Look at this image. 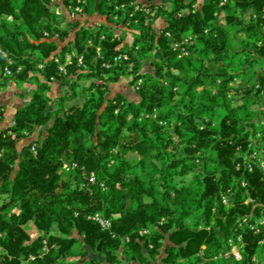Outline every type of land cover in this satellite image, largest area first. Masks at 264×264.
Instances as JSON below:
<instances>
[{"label":"trees","instance_id":"obj_1","mask_svg":"<svg viewBox=\"0 0 264 264\" xmlns=\"http://www.w3.org/2000/svg\"><path fill=\"white\" fill-rule=\"evenodd\" d=\"M61 6L85 22L63 25ZM94 15L105 21L89 24ZM6 67L0 89L35 88L0 131V264H127L128 253L133 264H197L203 247L208 264H264L260 236L244 230L241 261L213 260L264 210V175L248 158L264 161V0H0L1 77ZM126 78L137 101L111 95ZM55 81L70 94L51 98Z\"/></svg>","mask_w":264,"mask_h":264},{"label":"built area","instance_id":"obj_2","mask_svg":"<svg viewBox=\"0 0 264 264\" xmlns=\"http://www.w3.org/2000/svg\"><path fill=\"white\" fill-rule=\"evenodd\" d=\"M225 2H223L222 4H224ZM77 10L80 11L79 8H77ZM177 47H178V45H177ZM3 54L6 56L5 53H3ZM121 59L127 60L128 56L127 55H120L118 58H116V61L121 60ZM56 61L59 63L58 59ZM9 64H12L11 60H9ZM82 65H84V61L82 58H79V66H82ZM58 68H59L60 73H62V74L67 73L66 64L59 63ZM19 70H20V68H19ZM4 71H5V75H11L12 74L9 67H6ZM32 150H33V152H36V145L33 146ZM248 158H250L252 160H256L257 167L259 168V170L264 175V161L261 158V154L258 151H254L253 153L248 155ZM249 169H250V171H253V167L251 165H249ZM89 181L91 183H95L96 182L95 176L92 175L90 177ZM242 186L245 187L246 183L242 182ZM234 197H235V192L232 189H228L226 192H223L221 194V201H222V204L225 206V208H230L233 206ZM249 201H252V200L251 199L248 200L247 203ZM88 219L99 224L102 227V229H104V230H110L112 227L111 220L105 219L100 214L91 215L88 217ZM243 230L252 232L256 236H260V245L264 246V210L258 216L254 215L253 217H245L239 222L238 231H237L238 233L234 237L229 239L227 249L225 251H223L220 254L215 255L213 257L214 261H224V260L241 261L242 260V258H243L242 251H243V247H244V239H243V233H242ZM148 233H149L148 230H143V231H141L140 234L144 235V234H148ZM127 241H129V239H127ZM203 250H205V247H203ZM203 250L199 254L201 261L197 264H208L207 259L204 256ZM49 252H50V246L48 245V243L46 241H44L43 250L40 253L39 258L46 256ZM37 258L38 257L31 255L29 257V259H27V263L28 262H34L37 260ZM251 264H261V260L259 259V257L254 256Z\"/></svg>","mask_w":264,"mask_h":264},{"label":"rangeland","instance_id":"obj_3","mask_svg":"<svg viewBox=\"0 0 264 264\" xmlns=\"http://www.w3.org/2000/svg\"><path fill=\"white\" fill-rule=\"evenodd\" d=\"M80 10H81V8H79ZM81 11H78L77 9L75 10V9H73V10H70L69 8L67 9V8H65V7H63V6H61L60 8H59V10H58V14H59V16L61 17V18H63L64 19V23H63V25H66V22H75V21H78V20H81L82 22H85V20H84V18H82L81 17V15L79 14ZM104 22L105 21V18L104 17H102V16H98V15H94V16H92V17H90L89 19H88V22H89V24H92V23H94V22ZM164 25V22H163V20H159V21H157L156 22V27L157 28H161L162 26ZM109 26H111V27H113V28H118L117 30H118V32H121V26L120 25H118V27H116V25H113V24H109ZM94 31H97L96 29H94ZM129 38H131V35H129L128 36ZM243 40V36H240L239 37V39L238 40H235V46L237 47V46H239V42H241ZM238 52H240V50L238 51ZM237 55L238 56H241V53H237ZM71 62V58L69 57L68 58V61H67V63H70ZM40 68H43V66L42 65H40ZM144 71L145 72H153V68L150 66V64H148V63H146L145 64V67H144ZM64 74V73H63ZM9 76H11V75H5V71H4V74H3V76L1 77V73H0V78H1V82L4 80V78L5 77H9ZM16 84V83H15ZM90 84H91V81H87V82H84L82 85L86 88V87H88V86H90ZM17 85V84H16ZM118 87H117V89L115 90V92L116 91H119V92H123V93H125V94H127L128 92H129V90L131 91V93H129L128 95H126L127 97V99H129V100H131V101H137L138 100V97H137V95H136V93H135V91H134V89L133 88H130V84H129V80L126 78V79H124V80H122L120 83H118V84H116ZM33 87H35L34 85H32ZM64 86V85H63ZM66 87V86H65ZM55 87H52V90L50 91V93H49V95L50 96H52V98H54V99H56L57 97H59V95H61V94H59V92H57V89H54ZM67 88V90H68V94H70V91H69V88L68 87H66ZM29 90V87H27V91ZM80 90H82V89H80ZM55 91V92H54ZM128 91V92H127ZM63 93H64V91H63ZM58 95V96H57ZM63 95V94H62ZM83 99H84V94L83 93H80L79 94V96H78V98H77V100L76 101H74V102H70V104H73V103H75V102H79V103H81L82 101H83ZM52 110H54L55 109V106H51L50 107ZM50 124H52V121H51V123ZM45 128L46 127H43L42 128V130L43 131H41V132H36L35 133V138L36 139H39V136H40V134L42 133V132H44L45 131ZM35 139H33V140H31V141H34ZM30 141V142H31ZM131 141V138H129V139H127L126 140V142H130ZM26 144H29V142H27V143H20V147H19V149H22V147L24 146V145H26ZM36 144H34L33 146H35ZM33 146H32V148H33ZM32 152H33V150H32ZM34 154H36V152H33ZM182 152H181V150L179 151V154H181ZM66 167V166H65ZM152 167V165H151V160H146V162H145V167H144V171H148L150 168ZM200 169V168H199ZM193 178H192V175H190V176H188L187 178H186V180H188V181H190V180H192ZM178 181H180V178H178ZM25 228L27 229V231L29 232V234L31 235V237L32 238H35L36 236H37V233H36V230L34 229V227H33V225H31V224H27L26 226H25ZM53 231L54 232H58V230L56 229V228H53ZM2 238V235L0 234V239ZM80 240H82V238L80 237ZM44 241H46L47 243H48V241L47 240H44ZM49 245V244H48ZM86 249H88L89 250V248L86 246L85 247ZM80 249H81V247L79 246V245H76L75 247H74V249H73V252H78V251H80ZM42 252V251H41ZM90 256L91 257H93V258H96V259H98L99 261H101V262H104V257L103 256H101V255H99V254H97V253H95L94 251H91V249H90ZM131 257V254L130 253H128L127 254V256L126 257H121V259L122 260H125L126 261V263L127 264H133V263H131L130 261V259H127V258H130ZM68 260H70V261H75L76 262V264H83L84 263V261H85V259H83V258H75V257H69L68 258ZM24 264H27V261H25V263Z\"/></svg>","mask_w":264,"mask_h":264},{"label":"crops","instance_id":"obj_4","mask_svg":"<svg viewBox=\"0 0 264 264\" xmlns=\"http://www.w3.org/2000/svg\"><path fill=\"white\" fill-rule=\"evenodd\" d=\"M201 2H203V0H201ZM240 36L241 35H239L238 38H236L235 40H238ZM0 83H1V78H0ZM27 87H29L28 91H27ZM51 87H55L54 89H57V92H59V94L61 95L68 94L67 88L63 86L59 81L52 82ZM117 87L118 86L116 84L110 85L111 95L112 94L114 95L116 93L117 94L122 93L124 95H128L129 93H131L130 90L129 92L127 91L128 92L127 94L123 92H119V91L115 92ZM34 88L35 87H33L30 84L19 86V85H16L12 81L8 82L6 85L1 87L0 89V131L10 127L13 124L16 111L18 109L25 107L30 102ZM41 131H43L42 128L39 129L37 132H41ZM34 136H35V133H33L27 139L23 140L21 143H27L33 139H36Z\"/></svg>","mask_w":264,"mask_h":264},{"label":"water","instance_id":"obj_5","mask_svg":"<svg viewBox=\"0 0 264 264\" xmlns=\"http://www.w3.org/2000/svg\"><path fill=\"white\" fill-rule=\"evenodd\" d=\"M97 7H98V3H97ZM100 248H101V244L99 245L98 249L100 250Z\"/></svg>","mask_w":264,"mask_h":264}]
</instances>
